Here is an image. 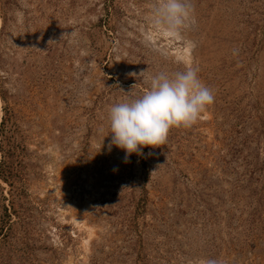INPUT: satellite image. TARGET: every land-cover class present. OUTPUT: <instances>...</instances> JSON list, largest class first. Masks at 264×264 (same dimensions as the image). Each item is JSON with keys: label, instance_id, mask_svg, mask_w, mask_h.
I'll return each instance as SVG.
<instances>
[{"label": "rangeland", "instance_id": "1", "mask_svg": "<svg viewBox=\"0 0 264 264\" xmlns=\"http://www.w3.org/2000/svg\"><path fill=\"white\" fill-rule=\"evenodd\" d=\"M158 4L0 0V264H264V0H193L180 37ZM189 67L201 117L109 152V107Z\"/></svg>", "mask_w": 264, "mask_h": 264}, {"label": "clouds", "instance_id": "2", "mask_svg": "<svg viewBox=\"0 0 264 264\" xmlns=\"http://www.w3.org/2000/svg\"><path fill=\"white\" fill-rule=\"evenodd\" d=\"M151 22L164 34L180 37L197 22L193 0H159ZM189 46L195 47L192 43ZM214 102L213 91L192 67L172 75H153L149 90L142 96L109 107L108 151L113 146L123 150L127 163L131 155H143L144 148L164 145L172 128L193 125Z\"/></svg>", "mask_w": 264, "mask_h": 264}, {"label": "trees", "instance_id": "3", "mask_svg": "<svg viewBox=\"0 0 264 264\" xmlns=\"http://www.w3.org/2000/svg\"><path fill=\"white\" fill-rule=\"evenodd\" d=\"M2 161H0V176L5 179V180H9V178H12L13 177V172L12 171H9L7 173L6 169L2 168ZM7 217L3 220V224L1 225L0 224V236L3 235V231L4 229L7 227L9 228L11 225H10V218H9V215H6ZM9 220V221H8Z\"/></svg>", "mask_w": 264, "mask_h": 264}, {"label": "bare ground", "instance_id": "4", "mask_svg": "<svg viewBox=\"0 0 264 264\" xmlns=\"http://www.w3.org/2000/svg\"><path fill=\"white\" fill-rule=\"evenodd\" d=\"M189 49H190V48H189V47H187V49L185 50V53H186V52H188V51H189ZM176 53H177V52H176ZM188 55H189V54H188Z\"/></svg>", "mask_w": 264, "mask_h": 264}]
</instances>
